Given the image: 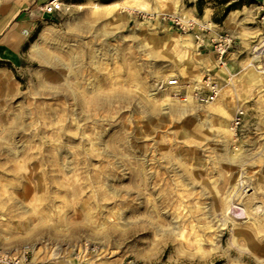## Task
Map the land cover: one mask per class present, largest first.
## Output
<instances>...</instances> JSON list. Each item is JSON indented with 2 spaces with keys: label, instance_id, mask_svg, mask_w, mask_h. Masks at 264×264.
<instances>
[{
  "label": "rangeland",
  "instance_id": "374dc122",
  "mask_svg": "<svg viewBox=\"0 0 264 264\" xmlns=\"http://www.w3.org/2000/svg\"><path fill=\"white\" fill-rule=\"evenodd\" d=\"M86 1L48 13L30 37L53 27L59 47L48 49L78 65L43 63L30 43L19 65L0 62V250L29 246L38 264H264L233 234L255 226L245 206L258 203L264 218L259 1L95 0L119 3L99 18ZM185 15L214 26L188 30ZM225 33L233 42L221 62L211 39ZM207 73L221 89L213 100L181 99L167 85ZM239 110L230 136L224 125ZM202 118L214 134L195 129Z\"/></svg>",
  "mask_w": 264,
  "mask_h": 264
},
{
  "label": "bare ground",
  "instance_id": "6f19581e",
  "mask_svg": "<svg viewBox=\"0 0 264 264\" xmlns=\"http://www.w3.org/2000/svg\"><path fill=\"white\" fill-rule=\"evenodd\" d=\"M124 4H127L131 8H135V7L136 8H142V9L147 8L146 4L144 3V0H128V1L125 0ZM118 5H119V3H117L116 1L98 2V1H95V0H87L85 2V6L90 7L92 9L93 14L97 15L98 18L101 17L103 14H106L107 12H110L113 8H115ZM158 9H159V13H160L161 12L160 3H158ZM186 17H187L186 15L183 16L182 20L185 21V22L186 21L188 22L189 20H192V21H194L196 23V26H214L213 23L207 18V16L205 17L204 20H199V19H196V18L187 20ZM230 19L231 18L229 17L227 19V22H230ZM38 36L39 37L36 40H34L33 42L30 43L29 52L34 57L38 58L39 61H41L43 63H51L53 66H57L59 64L60 66H62L65 69H67V71L72 69L74 64L78 65V60H77V58H75V56L70 55V60L72 61V65L70 66V65L64 64L62 62L60 56L57 55L55 53V51H53L54 54H52L53 52L48 49V48H52L53 49L54 46H55V48L59 47L58 46L59 44H58V41H57L58 35L54 33L53 27L44 28L43 31L41 33H39ZM173 36H176V38H179V35H173ZM263 44H262V46H263ZM70 54H71V52H70ZM89 54H90V57H92L94 59L96 57V55H97V52L95 50L91 49ZM94 61H95L94 62L95 66L97 65L96 67H98V64H99V66L102 67V65L100 64V62H101L100 60H97V61L94 60ZM77 67L78 66L75 67L76 68V70H75L76 74H78ZM99 71H100V69H99ZM95 75L97 76V74H95ZM169 75H170L169 72L165 73V76H169ZM96 76L94 78H89L88 85L89 84L92 85V88L93 87L97 88V87L101 86V81H100L101 77L97 78ZM61 77L64 78L65 80L67 79L65 73L61 74ZM157 89H158V87L157 88L156 87L151 88L148 91V96H155L157 94ZM220 93H219V95H220ZM192 94H193V91L190 88H188L186 95L190 98L192 96ZM74 99H76V98L74 97ZM169 99H170V97L166 96V98L163 99L162 103L164 104V103L168 102L167 104L171 105V103L169 102L170 101ZM173 111H174V109H173ZM239 112H240V110H239ZM175 113H177L178 115H184V112H175ZM232 119H233V121L231 122L230 126L228 124H225L224 125V129L230 136H234V135L236 136V128L239 125V123L237 121V115L235 117H233ZM206 120L207 119H203V121L195 123V129L197 131H201L202 129L206 130L207 129V127L205 126V121ZM209 123H211V121H209ZM203 127H205V128H203ZM207 131L214 134L215 131H217V129H213L212 128V129H207ZM226 151H227L226 153H228L229 149L226 150ZM222 154H225V153H222ZM226 160H227V158H226ZM243 184H244V180L243 179H239L238 186H242ZM263 197H264V194H263ZM225 201H226V199H225ZM227 208L230 209V205ZM262 209H263V207H262ZM262 209H260V207H258V203H256V202H253V204H251V205L245 206V211L244 212H246V214H247V220L253 219L254 220L253 223L255 224L256 228L251 223H247L246 222L243 225H234L235 228L233 230V234L235 236H237V238L243 237L244 240L247 242V247L250 249V251H254V252H264V245H261V244H259V242H256V240H259L262 244H264V234H263V231H264V218H261V217L258 216L259 212H261ZM237 226H242L244 228H236ZM192 229H194V227H192ZM195 229H194V231H196ZM197 232H196L195 235L200 237V238L196 239V242L201 246V242L203 241V238H201V236H203V235H201L200 233H199L200 234L199 235ZM189 234H191V232ZM235 240H237V239H235Z\"/></svg>",
  "mask_w": 264,
  "mask_h": 264
},
{
  "label": "crops",
  "instance_id": "0c3cea01",
  "mask_svg": "<svg viewBox=\"0 0 264 264\" xmlns=\"http://www.w3.org/2000/svg\"><path fill=\"white\" fill-rule=\"evenodd\" d=\"M49 1L0 0V62L13 65L21 63L31 35L38 24L49 16L41 9V6ZM258 1L259 7L264 6V0ZM220 26L229 29L226 20ZM263 47L264 45L260 49Z\"/></svg>",
  "mask_w": 264,
  "mask_h": 264
},
{
  "label": "built area",
  "instance_id": "2783aa9c",
  "mask_svg": "<svg viewBox=\"0 0 264 264\" xmlns=\"http://www.w3.org/2000/svg\"><path fill=\"white\" fill-rule=\"evenodd\" d=\"M70 7V4L68 0H50L48 3L41 6V9L46 13H55V12H61L64 9H68ZM260 18L264 22V6L260 7ZM188 30L192 29L195 26V22L192 20L188 21ZM176 23L179 24V21L176 20ZM213 28V27H212ZM211 27H201V33L203 32H209L212 30ZM199 37V36H197ZM211 41L214 43L215 51L218 55V58L221 62H223V59L227 56L229 48L233 42V37L230 34H217L215 38L211 39ZM264 54L263 50H260L259 53H257L254 58H256V62L261 60L262 55ZM168 86H171L173 88H178V96L181 99H186L185 95L187 94L188 88H191L193 91V94L195 98H200L202 101L209 99H214L217 97L220 86L218 82H216L213 79V76L209 73L205 74L202 77L201 84H190V83H182V81L179 78H172L167 82ZM201 85V86H198ZM204 90L207 91V93H204ZM203 94H207L206 96H202ZM241 115L242 112H238L237 121L240 124L241 123ZM0 264H38L34 261L33 254L31 252V249L29 246L24 247L20 252L17 253H9V252H3L0 250Z\"/></svg>",
  "mask_w": 264,
  "mask_h": 264
},
{
  "label": "trees",
  "instance_id": "16d2710c",
  "mask_svg": "<svg viewBox=\"0 0 264 264\" xmlns=\"http://www.w3.org/2000/svg\"><path fill=\"white\" fill-rule=\"evenodd\" d=\"M69 1V0H68Z\"/></svg>",
  "mask_w": 264,
  "mask_h": 264
}]
</instances>
